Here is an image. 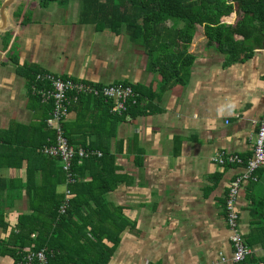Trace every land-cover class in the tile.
Instances as JSON below:
<instances>
[{
    "label": "crops",
    "instance_id": "1",
    "mask_svg": "<svg viewBox=\"0 0 264 264\" xmlns=\"http://www.w3.org/2000/svg\"><path fill=\"white\" fill-rule=\"evenodd\" d=\"M53 3L29 8L31 20L17 24L14 55L11 46L0 50V157L10 155L0 166V241L16 231L21 216L32 215L28 183L30 178L38 183L48 172L32 151L40 139L35 125L46 116L29 92V70L38 69L97 87L126 83L140 88L144 110L136 118L101 122L97 115L103 111L91 106L88 124L77 126L75 108L68 109L65 120L75 138L115 155L118 172L126 176L105 196L123 208L128 224L108 264H238L225 203L230 182L243 166H220L214 159L221 152L243 161L252 156L264 115V41L244 61L228 62L209 45L204 26H196L188 49L194 62L181 81L166 87L159 67L150 65L146 52L125 32L81 23L79 1ZM236 18L233 13L226 21ZM50 157L60 159L66 173L57 185L65 203L67 195L69 200L74 195L69 187L74 178L68 179L61 157ZM261 188L258 178L241 186L236 205L244 239L251 231L248 198ZM248 246L251 253L241 264H264L257 260L264 255L262 243ZM23 255L18 262L0 255V264H20Z\"/></svg>",
    "mask_w": 264,
    "mask_h": 264
},
{
    "label": "trees",
    "instance_id": "2",
    "mask_svg": "<svg viewBox=\"0 0 264 264\" xmlns=\"http://www.w3.org/2000/svg\"><path fill=\"white\" fill-rule=\"evenodd\" d=\"M70 1L81 3V23L92 24L98 30L125 32L130 42L146 52L150 65L159 67L166 87L170 81H181L183 71L194 62L188 49L196 26H204L209 45H214L228 62L244 61L264 41V0H38L42 7L53 2L67 4ZM233 13L236 21L229 24L226 18ZM25 14L28 17H21L20 12L16 15L18 25H26L31 20L30 9ZM235 36L242 39L237 41ZM29 71L32 102L42 105L46 113L44 120L35 125L40 139L32 150L33 158L48 172L38 183H32L30 178L27 192L32 215L21 216L16 231L6 242L0 241V255L9 254L18 262L26 250H44L48 264H108L128 224L123 208L112 205L105 196L116 189L126 176L118 172L120 167L116 164V156L108 149L88 144L86 138H75L73 129H67L65 125V135L70 144L98 150L101 156L75 155L71 168L74 180L69 184L74 195L69 200L66 213L60 215L64 194L57 191V185L66 180V173L59 165L60 159L44 154L45 146L52 145L56 138L55 131L46 126L53 103L51 100L42 102L40 96L33 92V86L37 85L36 75L42 71ZM38 85L47 87L48 84ZM135 89L139 96L129 101L123 116L113 113V102L102 97L81 95L68 107L69 110L75 108L78 113L77 126L86 125L93 118L91 106L103 111L97 115L101 122L136 118L144 109L140 88L134 86ZM4 155L0 157V166L9 162L10 155ZM21 162L22 159L15 165L19 166ZM87 176L90 179L83 180ZM255 176L261 180L262 188L248 198L251 231L245 241L247 244L261 242L264 246V167L258 169ZM253 259L255 261V256ZM257 260L264 263V255Z\"/></svg>",
    "mask_w": 264,
    "mask_h": 264
},
{
    "label": "built area",
    "instance_id": "3",
    "mask_svg": "<svg viewBox=\"0 0 264 264\" xmlns=\"http://www.w3.org/2000/svg\"><path fill=\"white\" fill-rule=\"evenodd\" d=\"M38 84H48L47 87L33 86V92L40 96L41 101L51 100L53 108L51 109L46 126L55 131L56 138L52 145L45 146L44 152L53 157H61L64 163L68 179L72 178V161L76 154L87 157L95 154L101 156L99 151L77 148L70 144L65 135L64 125L68 115V105L75 102L78 96L89 95L102 97L106 101H114L112 112L116 115H122L127 109L131 99L136 97V92L130 84H115L97 87L91 83L75 81L69 78H61L50 72H41L36 75ZM72 97V98H71ZM214 162L220 166L242 165L243 171L230 182V189L226 198V216L229 231H231V242L233 243L234 253L233 261L236 263L244 261L251 249L241 234V224L239 222V213L237 210V199L241 186L249 181L256 182L255 172L264 167V115L259 122L256 137L253 145L252 156L243 161L238 155H229L221 152L214 159ZM69 204V195L66 202L61 206V213L66 212ZM20 264H48V259L44 251L28 250L24 253Z\"/></svg>",
    "mask_w": 264,
    "mask_h": 264
},
{
    "label": "rangeland",
    "instance_id": "4",
    "mask_svg": "<svg viewBox=\"0 0 264 264\" xmlns=\"http://www.w3.org/2000/svg\"><path fill=\"white\" fill-rule=\"evenodd\" d=\"M37 2H38V0H16V2L11 4V6L7 9V12L9 14V16H10V20H9L10 22L8 24V27H7V32L5 34L2 33V35H3L2 36L3 45L1 47H3V46L4 47H7V46L13 47V55H14V52L17 51L16 50V41H17V33L16 32H17V29H18L17 27L18 26L15 27V28L11 27V25H14V26L16 25V24H14L15 17L13 16V13H11V11H13V10L18 8V11L16 12V15L20 12L21 17H23L25 15H27V17H28V14H25V12H27L29 10V8L32 5H34V3L37 4ZM50 5L51 6H55L56 3H51ZM59 5H65V4H60L59 3ZM64 7H66V6H64Z\"/></svg>",
    "mask_w": 264,
    "mask_h": 264
},
{
    "label": "water",
    "instance_id": "5",
    "mask_svg": "<svg viewBox=\"0 0 264 264\" xmlns=\"http://www.w3.org/2000/svg\"><path fill=\"white\" fill-rule=\"evenodd\" d=\"M16 2V0H3L0 4V33L5 34L7 30L5 28L7 27V10L6 8Z\"/></svg>",
    "mask_w": 264,
    "mask_h": 264
},
{
    "label": "flooded vegetation",
    "instance_id": "6",
    "mask_svg": "<svg viewBox=\"0 0 264 264\" xmlns=\"http://www.w3.org/2000/svg\"><path fill=\"white\" fill-rule=\"evenodd\" d=\"M3 0H1L0 1V4H1V2H2ZM37 4H38V2H37ZM11 6V5H10ZM10 6H8L7 8H6V10L10 7ZM18 11V8L17 9H15V10H13V11H11V13H13V16L15 17V22H14V24H16L15 26L14 25H11V27H13V28H15V27H17V20H18V18L16 17V12ZM7 15H8V17H7V23L9 24V20H10V16H9V14H8V12H7ZM7 27H8V25H7ZM7 27L5 28V30H7ZM9 30V29H8ZM7 32V31H6ZM2 34L0 33V48H2L1 46L3 45V42H2ZM4 47V46H3ZM8 47V46H7ZM7 47H4L3 48V50H6L7 49ZM0 50H2V49H0Z\"/></svg>",
    "mask_w": 264,
    "mask_h": 264
}]
</instances>
